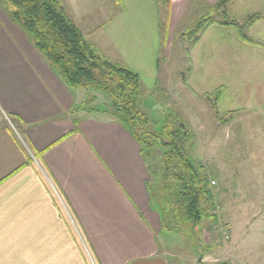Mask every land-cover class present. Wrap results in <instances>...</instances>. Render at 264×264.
I'll use <instances>...</instances> for the list:
<instances>
[{
  "label": "crops",
  "instance_id": "obj_1",
  "mask_svg": "<svg viewBox=\"0 0 264 264\" xmlns=\"http://www.w3.org/2000/svg\"><path fill=\"white\" fill-rule=\"evenodd\" d=\"M59 1L94 49L139 75V97L144 87L155 89L161 51L156 0ZM186 1L171 0V11ZM8 11L6 4L0 7V115L18 130L0 127V264H89L81 240L97 264H168L157 242L162 227L151 207V177L140 146L109 114L94 117L76 107L79 97L11 22ZM232 29L206 27L192 53L212 41L211 61L222 75L216 87L225 90L214 108L230 118L216 122L227 127L234 117H245L242 135L234 139L236 169L228 170L238 180L226 181L234 185L226 199L238 222L245 216L241 209L234 213L233 191L249 184L264 191L258 158L249 165L243 150L254 140L264 144V40L245 44ZM251 29L264 30V22L251 25L247 35ZM233 51L245 61L234 72L228 70ZM251 116L259 120L257 135H245ZM245 175L250 177L243 180ZM258 197L263 203L264 195ZM232 232V241L241 243Z\"/></svg>",
  "mask_w": 264,
  "mask_h": 264
},
{
  "label": "rangeland",
  "instance_id": "obj_2",
  "mask_svg": "<svg viewBox=\"0 0 264 264\" xmlns=\"http://www.w3.org/2000/svg\"><path fill=\"white\" fill-rule=\"evenodd\" d=\"M101 2L104 3L105 0H98L99 4ZM1 6H4L2 0ZM213 6L214 4L210 5L207 0H187L171 11V3L169 8L158 4L161 41L158 80L153 91L148 92L146 87L142 89L138 109L146 114L153 130H157L161 123L170 117L179 119L186 125L193 136L185 146L186 151L195 163L204 167L211 196L206 210L203 211L201 223L193 230L188 223L174 221L164 203L167 192L160 182L161 165L157 151L155 149L146 152L144 157L151 177V207L159 215L160 222L164 220V227L156 234L157 242L168 264H264V202L261 204L258 201V195H264V191L256 192L252 184L242 191H233L238 202L235 200L234 203L238 205L237 208L232 204L234 213L241 209L245 216L238 222H233L232 207L228 198L226 199L227 195L231 199L228 189H233L234 186L226 181L236 183L238 180L235 175L232 178L228 170L232 167L236 169L233 157L237 148L234 139L236 134V137L242 135V128L244 123L246 124L245 117L242 114L234 117L227 127L225 123L216 122H225L230 118L225 117L222 110H215L214 107L218 106L219 102L215 104L213 97L208 98V95L218 89L217 83L222 81V75L211 61L212 41L207 39L192 53V43L184 35L205 17H212L218 22L228 19L242 25L249 18L258 16L261 19L257 22H264V0H231L221 9H213ZM113 7L110 6V10ZM95 17L98 21L103 19L99 13ZM245 32L247 34L246 30ZM248 32V36L253 37V40H264V30L251 29ZM245 48L255 50L251 46ZM233 53V59L228 62V70L234 72L240 69L245 61L240 60L234 51ZM198 65L202 67L200 72ZM74 92L79 97L76 107H83L94 117L107 116V113H103L109 109L106 96L84 89H76ZM258 121L257 117L252 116L247 120L250 131L245 135H257ZM11 126L18 130L11 119L0 115V127L10 129ZM243 150L246 151L249 165L254 164V159L258 158V167L263 173L261 177L264 178V144H258L254 140L248 144L247 150L246 146ZM254 150L257 157L252 155ZM229 158L233 165L229 164ZM249 177L245 175L243 180ZM253 178L254 176H251V182ZM232 230L238 235L241 243L232 241Z\"/></svg>",
  "mask_w": 264,
  "mask_h": 264
},
{
  "label": "trees",
  "instance_id": "obj_3",
  "mask_svg": "<svg viewBox=\"0 0 264 264\" xmlns=\"http://www.w3.org/2000/svg\"><path fill=\"white\" fill-rule=\"evenodd\" d=\"M169 8L171 0H156ZM231 0H218L213 9H221ZM8 16L27 37L30 44L59 76L68 89H84L106 96L109 114L122 124L140 146L142 154L156 149L161 165V186L167 192L164 203L174 221L188 223L191 229L201 223L210 200L209 179L204 167L194 162L186 151L192 139L186 125L174 118L164 120L157 130L150 127L145 113L138 109L140 77L128 68L111 62L94 49L69 18L59 0H2ZM261 18H249L239 25L232 20H199L186 34L194 46L199 35L210 25L232 27L241 42L260 45L245 30ZM215 90L208 98L215 104L224 94ZM164 227V220L161 223Z\"/></svg>",
  "mask_w": 264,
  "mask_h": 264
},
{
  "label": "built area",
  "instance_id": "obj_4",
  "mask_svg": "<svg viewBox=\"0 0 264 264\" xmlns=\"http://www.w3.org/2000/svg\"><path fill=\"white\" fill-rule=\"evenodd\" d=\"M34 162L37 164L38 168L40 169V171L43 173L45 179L47 180V182H49L51 184V180L48 177V175L45 173V171L41 168V166L39 165L38 161L35 160V158H33ZM53 191H55V187L51 184ZM56 192V191H55ZM84 246V249L86 251L87 254V258L89 261V264H97L96 261L94 260V258L92 257V255L90 254V252L88 251V248L86 247V245L84 244L83 240H81Z\"/></svg>",
  "mask_w": 264,
  "mask_h": 264
},
{
  "label": "water",
  "instance_id": "obj_5",
  "mask_svg": "<svg viewBox=\"0 0 264 264\" xmlns=\"http://www.w3.org/2000/svg\"><path fill=\"white\" fill-rule=\"evenodd\" d=\"M200 261H201V260H200ZM200 261H199V262H200Z\"/></svg>",
  "mask_w": 264,
  "mask_h": 264
}]
</instances>
